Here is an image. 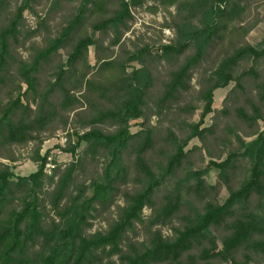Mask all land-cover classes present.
<instances>
[{"label":"trees","instance_id":"trees-1","mask_svg":"<svg viewBox=\"0 0 264 264\" xmlns=\"http://www.w3.org/2000/svg\"><path fill=\"white\" fill-rule=\"evenodd\" d=\"M38 1L0 0V264H264V0H78L26 29ZM148 1L168 42L125 36Z\"/></svg>","mask_w":264,"mask_h":264},{"label":"rangeland","instance_id":"rangeland-1","mask_svg":"<svg viewBox=\"0 0 264 264\" xmlns=\"http://www.w3.org/2000/svg\"><path fill=\"white\" fill-rule=\"evenodd\" d=\"M39 3L35 6L34 10L32 11H25L24 12V27L26 29H34L36 27V23L38 22V17H43L46 15H49L50 18V26L57 28L59 21L62 20L61 14L65 15L67 17V12L74 11L75 7H72V5H76L78 3V0L70 2L61 5L54 4L53 0H39ZM68 2V1H67ZM153 2L148 1L143 6L132 8L134 19L132 21L131 29L126 33V37H130L132 39L136 38L138 35L142 34L145 41L148 42H156L159 38V31L161 30V34L163 35V41L168 42V39L173 36L172 30H170L167 27H161V25L169 19L168 13L163 10L159 9L156 13H152L146 10L148 5H151ZM54 9L53 14H48L51 9ZM173 9V8H171ZM257 11L259 14V17L261 18V21L257 24V26L249 33L247 36L248 41L255 46H258L262 44L264 40V2H262L257 7ZM65 16L63 19H65ZM65 21L63 20L62 24H64ZM44 33V29L41 28V34ZM35 40H40V35L36 36L34 38ZM18 51L26 57L27 51L24 47H19ZM89 61L91 63H94L93 58V48H89ZM228 90L227 88H218L214 92V103L213 106L216 108H219L221 106V102L223 98L225 97V94ZM210 116H207L205 122L206 124L210 123ZM140 122V119L131 121V128L130 130L132 132H135L139 129L138 123ZM261 126H264V121L260 122ZM65 132V130L60 129L58 130L54 137L47 139L44 141L41 149V153H45L46 150H50V155H52L57 162L59 163H67L71 157L70 154L61 151L60 149V141L59 137L62 135V133ZM193 143H197L196 140L192 141L190 145ZM31 146H27L24 148H16V154L18 157V160L15 163L8 162L7 160H2L5 163H8L11 165L13 173L15 177L17 176H27L30 173L34 172L37 169V164L29 160V155L31 153ZM215 174L216 171L212 170L210 174L208 175L209 182H214L215 180ZM222 196H225V192H222ZM148 209L144 210L145 214H148ZM104 225L103 222L99 220L94 221V225L92 230L102 227ZM165 231V230H164Z\"/></svg>","mask_w":264,"mask_h":264},{"label":"built area","instance_id":"built-area-1","mask_svg":"<svg viewBox=\"0 0 264 264\" xmlns=\"http://www.w3.org/2000/svg\"><path fill=\"white\" fill-rule=\"evenodd\" d=\"M60 145L63 146L66 142V132H63L62 135L59 137ZM55 166V164L52 161V155H49L47 157V161L44 164V172L50 173L51 169Z\"/></svg>","mask_w":264,"mask_h":264}]
</instances>
